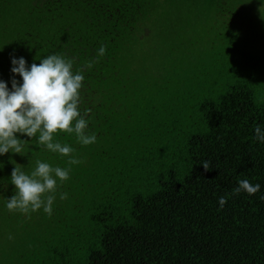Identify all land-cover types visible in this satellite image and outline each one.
I'll use <instances>...</instances> for the list:
<instances>
[{
	"label": "trees",
	"instance_id": "trees-1",
	"mask_svg": "<svg viewBox=\"0 0 264 264\" xmlns=\"http://www.w3.org/2000/svg\"><path fill=\"white\" fill-rule=\"evenodd\" d=\"M243 1L255 2L0 0V79L11 88L10 54L28 65L72 58L85 77L80 113L96 134L89 145L54 134L79 164L26 135L23 155L0 156V264H264V143L253 134L264 126V61L217 68L202 57L195 75L173 30L187 28L179 5L201 26L190 39L214 30L240 39L227 17ZM37 160L71 169L52 214L10 212L12 169L30 173ZM241 179L260 190L232 195Z\"/></svg>",
	"mask_w": 264,
	"mask_h": 264
},
{
	"label": "clouds",
	"instance_id": "clouds-1",
	"mask_svg": "<svg viewBox=\"0 0 264 264\" xmlns=\"http://www.w3.org/2000/svg\"><path fill=\"white\" fill-rule=\"evenodd\" d=\"M106 49L102 44L97 49V58L104 55ZM11 88L0 79V156L5 153L23 155L21 135L35 137L38 145L47 150L68 156L71 164L81 161L70 156L74 151L67 143H61L54 138L58 131L74 133L81 145H89L96 141V134H88V121L81 115L79 109L80 89L84 74L73 71L72 58L52 53L40 59L39 64H27L23 56L10 54ZM95 60L88 62L91 68ZM15 74L22 78L16 79ZM86 115V111H85ZM254 139L264 143V126L257 124L253 129ZM209 170V162L201 163ZM71 169L52 166L46 161L37 160L36 167L26 173L20 167L12 169L10 182L15 186V192L7 198L5 207L10 211H19L30 215L37 210L52 214L56 200L58 181L69 179ZM259 183L252 184L247 179L237 181L232 189V195L241 191L253 195L260 190ZM67 193L61 192L60 199ZM264 198V197H262ZM227 202V194L218 197V205L222 208Z\"/></svg>",
	"mask_w": 264,
	"mask_h": 264
},
{
	"label": "rangeland",
	"instance_id": "rangeland-1",
	"mask_svg": "<svg viewBox=\"0 0 264 264\" xmlns=\"http://www.w3.org/2000/svg\"><path fill=\"white\" fill-rule=\"evenodd\" d=\"M251 3L253 4L247 5L246 1L241 2L240 6H242L240 8L241 11L239 15L236 17H227V19L230 18V28L232 30H236L237 32L240 31V39L237 35H230L233 31L223 33L221 31L214 30L211 33L205 34L204 36L206 39L202 42L198 35V40L190 39V35H195L194 32L191 33L192 28L195 27V25L198 26V29H201L200 23L197 21V17L195 15H191L188 7L180 6L181 8H179V5L174 6V8L178 7V10L175 9V11L184 16V24L187 25L186 29L180 30L175 28L173 30L179 33V42L185 45L180 50L179 56L183 59V61L185 60V62H190L191 60V72L193 71L196 73L195 75L202 72L203 67L200 65V59L202 57L206 58L211 64L214 63V67H217L218 64L225 62H228L230 67L232 65L234 66L239 63L240 58L243 61H247L251 65H254L256 62H258L259 65L263 63L264 0H255V2ZM217 37H222V40L217 41ZM211 38L215 40V44L210 43ZM143 46L150 51L149 44ZM227 54L228 56L226 58ZM181 67L186 70L188 68L184 65H181Z\"/></svg>",
	"mask_w": 264,
	"mask_h": 264
}]
</instances>
